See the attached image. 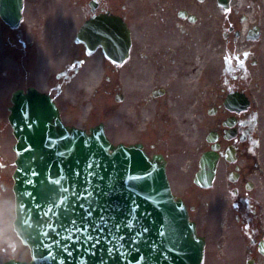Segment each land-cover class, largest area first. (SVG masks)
Returning a JSON list of instances; mask_svg holds the SVG:
<instances>
[{
    "label": "flooded vegetation",
    "instance_id": "flooded-vegetation-1",
    "mask_svg": "<svg viewBox=\"0 0 264 264\" xmlns=\"http://www.w3.org/2000/svg\"><path fill=\"white\" fill-rule=\"evenodd\" d=\"M246 124H253L250 113L242 118ZM244 122L241 121V125ZM242 130V126H241ZM227 143H225V146ZM237 153V163L240 164L234 181L240 193V200L244 205L262 200L264 203V146L256 139L234 138ZM259 208V202L256 205Z\"/></svg>",
    "mask_w": 264,
    "mask_h": 264
},
{
    "label": "water",
    "instance_id": "water-1",
    "mask_svg": "<svg viewBox=\"0 0 264 264\" xmlns=\"http://www.w3.org/2000/svg\"><path fill=\"white\" fill-rule=\"evenodd\" d=\"M150 167H154L152 163H148ZM161 208L155 207L153 205H149L146 207L147 210V218L145 220L147 221V225H150L152 227V231L150 232V237H154L155 240L157 239V235L161 234V229H169L171 231V234L177 238L180 236L181 238H184L185 235H183L182 232H180L179 227L182 226L181 220L176 216L177 212L175 210L171 209H163V211H160ZM167 212V213H165ZM165 216L171 220H173L172 227L168 226L165 221ZM175 230H179L177 233H175ZM159 231V233H158ZM175 245V241L173 243ZM160 257L159 259H156L158 263L160 264H170V260H172L175 263V256L173 254H169V257L167 259V251L166 248H160L158 251Z\"/></svg>",
    "mask_w": 264,
    "mask_h": 264
},
{
    "label": "rangeland",
    "instance_id": "rangeland-1",
    "mask_svg": "<svg viewBox=\"0 0 264 264\" xmlns=\"http://www.w3.org/2000/svg\"><path fill=\"white\" fill-rule=\"evenodd\" d=\"M214 57H215V56H213V58H214ZM171 179H172V181H173V186H174L173 190L175 191V171L172 172V174H171Z\"/></svg>",
    "mask_w": 264,
    "mask_h": 264
}]
</instances>
